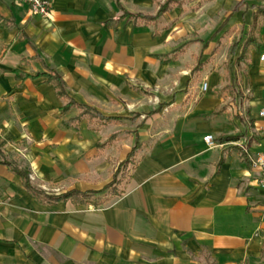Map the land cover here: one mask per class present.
Instances as JSON below:
<instances>
[{
  "label": "crops",
  "instance_id": "obj_1",
  "mask_svg": "<svg viewBox=\"0 0 264 264\" xmlns=\"http://www.w3.org/2000/svg\"><path fill=\"white\" fill-rule=\"evenodd\" d=\"M166 1L51 0L43 18L0 0V264H264V48L248 67L241 48L229 55L264 0L125 16ZM46 66L71 100L118 121L77 122ZM137 143L125 193L100 207L42 204L4 164L50 195L101 192Z\"/></svg>",
  "mask_w": 264,
  "mask_h": 264
},
{
  "label": "trees",
  "instance_id": "obj_2",
  "mask_svg": "<svg viewBox=\"0 0 264 264\" xmlns=\"http://www.w3.org/2000/svg\"><path fill=\"white\" fill-rule=\"evenodd\" d=\"M194 0H167L163 5L160 6L158 14L155 17L144 16V15H133L125 13V16L135 23L145 22L147 24H156L160 17L164 14L171 12L175 8H183L185 5L192 3ZM243 3V2H242ZM240 5V4H239ZM238 5V6H239ZM264 27V8L259 7L255 13L254 25L252 28L241 33L240 37H235L231 47L229 48V55L231 57L237 54V51L241 48V54L236 59V64L239 66L244 63L247 67L249 66V57L252 50L261 51L264 45L261 40V33ZM157 35V34H156ZM47 67V66H46ZM47 73L39 75L47 78V83L52 84L55 88L56 94L60 99L69 100L68 104L64 108V112L72 109H77L80 111L76 118L77 122L82 120H87L90 125H97L100 127L107 126L118 119L106 118L102 116L99 112L91 107L84 106L76 103L69 98L67 92V85L60 73L51 69L46 68ZM229 89V88H227ZM115 139V136L111 138ZM107 145H100L99 148H105ZM141 146L139 143L133 148V150L128 155L126 161L120 164L119 169L114 175V180L111 184L107 186L101 192H79L71 191L61 195H50L44 190L35 187L30 178V172L28 170H23L18 167L15 162L4 161V164L10 168V170L20 177L22 180V185L24 189L30 193V195L42 204H53L58 202H72L74 205H85V206H95L100 207L110 202L116 197H121L125 193V189L130 180L129 167L132 166L135 169L141 159ZM125 172V170H127ZM120 172L122 173L121 178H119ZM105 198L100 197V195L105 194ZM262 258L264 259V250L262 251Z\"/></svg>",
  "mask_w": 264,
  "mask_h": 264
},
{
  "label": "built area",
  "instance_id": "obj_3",
  "mask_svg": "<svg viewBox=\"0 0 264 264\" xmlns=\"http://www.w3.org/2000/svg\"><path fill=\"white\" fill-rule=\"evenodd\" d=\"M20 4H25L30 8V11L35 16H40L43 18H49L52 10L51 0H17ZM264 60V56L262 57ZM208 89V84H204L203 90ZM260 116L264 119V109L260 112ZM261 136L264 139V124L260 128ZM205 142L210 147H215L214 138L212 136H207ZM253 166L258 168L262 172V178L260 180V187L264 189V152L257 154L253 159Z\"/></svg>",
  "mask_w": 264,
  "mask_h": 264
},
{
  "label": "rangeland",
  "instance_id": "obj_4",
  "mask_svg": "<svg viewBox=\"0 0 264 264\" xmlns=\"http://www.w3.org/2000/svg\"><path fill=\"white\" fill-rule=\"evenodd\" d=\"M131 167V166H130ZM119 169V168H118ZM129 170H130V168H129ZM128 171V169L127 170H125V172H127ZM122 173L123 172H120V174H119V178H121V176H122Z\"/></svg>",
  "mask_w": 264,
  "mask_h": 264
}]
</instances>
